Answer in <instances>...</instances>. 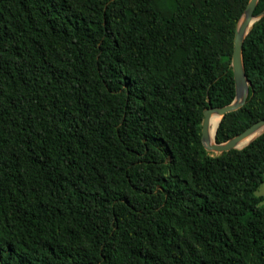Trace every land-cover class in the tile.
<instances>
[{
    "label": "trees",
    "instance_id": "obj_1",
    "mask_svg": "<svg viewBox=\"0 0 264 264\" xmlns=\"http://www.w3.org/2000/svg\"><path fill=\"white\" fill-rule=\"evenodd\" d=\"M250 1L0 0V264H264V134L202 143ZM243 55L218 143L264 119V18Z\"/></svg>",
    "mask_w": 264,
    "mask_h": 264
},
{
    "label": "water",
    "instance_id": "obj_2",
    "mask_svg": "<svg viewBox=\"0 0 264 264\" xmlns=\"http://www.w3.org/2000/svg\"><path fill=\"white\" fill-rule=\"evenodd\" d=\"M260 0H251L237 24L235 45L232 57V69L236 85V97L234 101L223 108H209L205 110L202 123V143L207 152L214 155H222L232 150H242L264 134V119L255 123L240 135L224 143L217 142V132L222 119L230 113L242 109L248 101L251 83L247 77L244 64V44L249 33L257 22L264 18V12L255 15V9ZM221 120L216 130L214 141L210 136V119L213 116Z\"/></svg>",
    "mask_w": 264,
    "mask_h": 264
},
{
    "label": "bare ground",
    "instance_id": "obj_3",
    "mask_svg": "<svg viewBox=\"0 0 264 264\" xmlns=\"http://www.w3.org/2000/svg\"><path fill=\"white\" fill-rule=\"evenodd\" d=\"M220 120L221 119L215 115L210 119V136L212 141H214L216 130L219 126Z\"/></svg>",
    "mask_w": 264,
    "mask_h": 264
},
{
    "label": "rangeland",
    "instance_id": "obj_4",
    "mask_svg": "<svg viewBox=\"0 0 264 264\" xmlns=\"http://www.w3.org/2000/svg\"><path fill=\"white\" fill-rule=\"evenodd\" d=\"M257 197H264V184L256 192ZM261 206L264 207V202L261 203Z\"/></svg>",
    "mask_w": 264,
    "mask_h": 264
}]
</instances>
